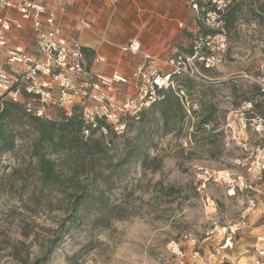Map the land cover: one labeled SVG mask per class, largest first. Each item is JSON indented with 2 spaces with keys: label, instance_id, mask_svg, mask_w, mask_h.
I'll use <instances>...</instances> for the list:
<instances>
[{
  "label": "rangeland",
  "instance_id": "obj_1",
  "mask_svg": "<svg viewBox=\"0 0 264 264\" xmlns=\"http://www.w3.org/2000/svg\"><path fill=\"white\" fill-rule=\"evenodd\" d=\"M237 1L238 19L226 38L223 24L207 11L223 10L228 2H188L187 21L171 52L158 58L190 56L197 47L191 67L162 88L183 108L167 126L147 110L152 102L147 103L145 84L134 77L143 56L123 82L105 78L108 91L99 83L108 94V120H99L108 130L95 133L93 142L102 138L103 145L90 143L87 157L129 154L122 175L108 171L111 182L95 184L104 193L100 208L90 203L75 214V196L91 187L81 174L87 161L76 166L62 160L60 184L42 189L31 157L36 134L24 119L12 127L14 150L0 157V264L253 263L257 237L264 236V97L257 95V89L264 92V0ZM208 31L218 34L203 38ZM10 32L0 48V84L14 82L17 93L1 94V101L23 104L47 120L71 116L75 108L84 121L95 123L99 103L91 96L99 91L90 86L92 62L82 56L86 76L66 73L55 68L54 57L48 61L39 53L37 33ZM8 52L17 61L6 65ZM34 63L51 76L37 72ZM59 83L67 86L64 95ZM81 84L87 85L85 94L74 98L72 89ZM251 99L259 102L258 110ZM210 103L215 129L203 131L198 125ZM74 217L78 223L64 234Z\"/></svg>",
  "mask_w": 264,
  "mask_h": 264
},
{
  "label": "trees",
  "instance_id": "obj_2",
  "mask_svg": "<svg viewBox=\"0 0 264 264\" xmlns=\"http://www.w3.org/2000/svg\"><path fill=\"white\" fill-rule=\"evenodd\" d=\"M197 1L199 2V0ZM225 1L228 2V5L223 10H217L213 6L207 12L217 16L218 20L223 24L221 34L226 38L229 36L231 27L238 19L239 8L237 0ZM199 7L202 8V5L199 4ZM216 34L218 32L208 31L202 33V37H214ZM80 51L90 63L94 60L95 53L91 49L80 47ZM158 95L160 99L152 103L147 110L152 111L153 115L156 114L162 120L163 124L167 126L170 119L176 118V116L183 112V108L179 98L173 95L171 90L166 94L159 91ZM257 95L264 97V92L257 89ZM248 102L251 103L253 110L260 108L258 101L251 99ZM72 110L71 116L58 114L55 120H47L31 115L23 104L1 101L0 99V157L13 152L15 136L12 127L24 119L29 129L31 128L36 134V139L32 144L31 157L38 170L42 189L51 190L60 184L62 172L59 164L64 162L68 163L69 161L78 166L80 162L87 161V169L81 174L90 178L91 187L80 196H75L74 202L77 210L75 214H80L82 210L91 206L90 203L96 205L97 209L103 205L102 199L104 193L100 190L97 191L94 188L95 184H98V181L101 185L106 186L112 180L110 176L114 174L122 175L123 167L129 163V154H125L123 157H118L117 159L114 157L108 158V156L88 158V155L91 153L89 144L93 142L92 137L100 130H108V126L100 120H96V123L92 125L86 124L81 113H78L75 108ZM215 110L214 104L210 103L208 113L202 117L198 125L203 131L208 126L212 127V130L215 129L213 125L215 122ZM140 114L143 113L141 112ZM85 131L87 134L89 133L86 139L82 135ZM93 143L96 146H102V138L95 140ZM129 152L131 153L132 150ZM108 171L109 174L111 173L109 177ZM75 218L68 221V226L64 234L68 232L70 226L78 223ZM71 259L73 260L74 256Z\"/></svg>",
  "mask_w": 264,
  "mask_h": 264
},
{
  "label": "crops",
  "instance_id": "obj_3",
  "mask_svg": "<svg viewBox=\"0 0 264 264\" xmlns=\"http://www.w3.org/2000/svg\"><path fill=\"white\" fill-rule=\"evenodd\" d=\"M42 1L55 10L67 39L94 51L91 73L128 78L137 59L144 55L158 59L171 52L178 28L187 21L190 0ZM25 33L29 36L31 32ZM134 39L140 45V55H124L121 48Z\"/></svg>",
  "mask_w": 264,
  "mask_h": 264
},
{
  "label": "built area",
  "instance_id": "obj_4",
  "mask_svg": "<svg viewBox=\"0 0 264 264\" xmlns=\"http://www.w3.org/2000/svg\"><path fill=\"white\" fill-rule=\"evenodd\" d=\"M196 8V5L193 6ZM221 10L218 8L217 10ZM29 31L31 33H37V46L39 53L43 54L47 60H53L55 62V68L60 69L66 73L84 75L85 70L81 67V59L83 53L72 40L67 39L56 19V12L50 8L42 0H0V48L6 46L8 41V33L10 31ZM123 53L130 55H137L140 52V45L134 39L128 43L127 46L122 47ZM195 54H197V47H194ZM10 54L7 57L6 65L11 61H17L12 59L11 54L14 57L15 52H8ZM194 53L190 56H180L173 53L166 60H159L153 56H143L142 65L138 68L134 77L143 80L145 84V90L147 94V103L155 102V90L162 91L163 87H168L169 83H172L175 78H178L186 67H191L192 60L195 57ZM13 61V62H14ZM30 61V60H29ZM208 61V60H207ZM30 63V62H29ZM32 65V63H30ZM148 65V72H143L145 65ZM35 70L44 76H51L48 70L40 69L39 65L34 63ZM209 67V65H206ZM161 68L167 69L166 74H160ZM28 74V73H27ZM26 74V75H27ZM90 86L93 91H99L97 95H92L91 99L99 103V107L95 109L94 119H107L108 120V80L100 75L93 74L89 71ZM55 80L58 78L62 80V74L52 75ZM58 77V78H57ZM93 80V81H92ZM112 82H123L122 78L118 75L112 76ZM99 83L106 88V91H100ZM63 89H66L63 83H59ZM87 85L81 84L80 87L73 91V97L80 98L81 94H85V88ZM13 88V89H12ZM73 88V87H71ZM27 91L30 93L29 89ZM17 90L14 88V82L5 81V84H0L1 94H16ZM80 93V95H79ZM15 97V96H14ZM158 100L160 96L158 95ZM15 100V98H14ZM135 106V105H134ZM40 115H38L39 117ZM83 118V117H82ZM84 120V119H83ZM86 124H94L85 121ZM96 123V122H95ZM105 131L106 130H102ZM84 133H87L86 131ZM256 257L252 264H264V236L257 237V244L255 246Z\"/></svg>",
  "mask_w": 264,
  "mask_h": 264
}]
</instances>
